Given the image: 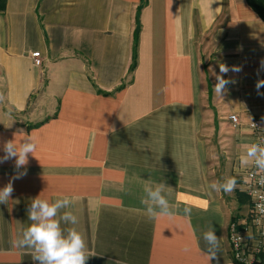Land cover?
I'll return each mask as SVG.
<instances>
[{
	"label": "crops",
	"instance_id": "obj_1",
	"mask_svg": "<svg viewBox=\"0 0 264 264\" xmlns=\"http://www.w3.org/2000/svg\"><path fill=\"white\" fill-rule=\"evenodd\" d=\"M1 3L0 156L15 136L32 135L38 146L0 203V264H38L13 244L38 196L72 201L62 211L78 223L61 227L84 236L96 254L86 264H208L203 233L212 227L220 250L211 264H236L228 226L250 211V165L239 156L264 144V20L256 11L246 0ZM221 64L241 70L221 74ZM217 74L233 81L221 97ZM14 165L0 163V189ZM229 177L230 193L210 189ZM148 181L171 187L174 217H148Z\"/></svg>",
	"mask_w": 264,
	"mask_h": 264
},
{
	"label": "clouds",
	"instance_id": "obj_2",
	"mask_svg": "<svg viewBox=\"0 0 264 264\" xmlns=\"http://www.w3.org/2000/svg\"><path fill=\"white\" fill-rule=\"evenodd\" d=\"M241 69L233 66L229 69L225 64L220 65V73L227 74L229 71L238 72ZM233 81L226 79L224 75H216V83L213 86L215 93L221 97L226 92L227 85ZM264 81L257 82V88ZM255 127V125L253 124ZM38 141L32 135H25L17 139L3 143L4 155L0 156V163L14 159L16 173L5 186L0 189V203L7 204L14 191L13 180L20 179L26 175L29 155L35 156ZM36 157V156H35ZM241 166L254 165L264 172V144L253 143L248 145L239 156ZM264 183V178L261 180ZM236 186V178L229 177L223 182L216 181L210 184V189L230 193ZM145 198L141 203L146 206V214L149 218L168 217L175 215V209L170 204L171 187L163 181H148L143 186ZM72 201L68 197L57 198L55 201L41 199L38 197L31 201L28 208L30 225L23 231L22 235L13 241L14 246L31 249V255L38 264H86L90 256L96 255L87 247L84 236L75 228L64 229L65 224L75 225L78 223L77 216L71 211H62L69 208ZM257 209L264 214V204H258ZM184 214L190 215L191 208L185 207ZM259 223V221H257ZM203 240L207 245L208 264L217 260L220 250V238L215 234L214 228L203 233ZM188 251L187 248L184 249Z\"/></svg>",
	"mask_w": 264,
	"mask_h": 264
},
{
	"label": "built area",
	"instance_id": "obj_3",
	"mask_svg": "<svg viewBox=\"0 0 264 264\" xmlns=\"http://www.w3.org/2000/svg\"><path fill=\"white\" fill-rule=\"evenodd\" d=\"M32 56L36 65L41 64L39 51L32 52ZM229 119L234 124L238 121L234 114ZM248 125L250 129L257 127L254 121ZM245 176L244 190L250 199V211L247 218L234 217L229 223L228 246L236 264H264V214L257 209L258 204H264V183L261 182L264 172L250 165Z\"/></svg>",
	"mask_w": 264,
	"mask_h": 264
},
{
	"label": "trees",
	"instance_id": "obj_4",
	"mask_svg": "<svg viewBox=\"0 0 264 264\" xmlns=\"http://www.w3.org/2000/svg\"><path fill=\"white\" fill-rule=\"evenodd\" d=\"M0 0V8L2 9V2ZM246 2L256 11V13L264 20V0H246ZM135 62V60H134Z\"/></svg>",
	"mask_w": 264,
	"mask_h": 264
},
{
	"label": "rangeland",
	"instance_id": "obj_5",
	"mask_svg": "<svg viewBox=\"0 0 264 264\" xmlns=\"http://www.w3.org/2000/svg\"><path fill=\"white\" fill-rule=\"evenodd\" d=\"M246 193V192H245ZM246 195H247V193H246ZM248 196V195H247ZM242 214H244V213H242Z\"/></svg>",
	"mask_w": 264,
	"mask_h": 264
}]
</instances>
